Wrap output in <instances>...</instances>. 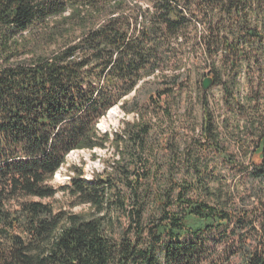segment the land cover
Instances as JSON below:
<instances>
[{"label":"trees","instance_id":"1","mask_svg":"<svg viewBox=\"0 0 264 264\" xmlns=\"http://www.w3.org/2000/svg\"><path fill=\"white\" fill-rule=\"evenodd\" d=\"M218 52L233 70L264 63V0H0V264H264V102L234 73L208 76L242 123L218 120L209 89L199 117L181 104L190 64ZM96 149L100 171L70 165L50 184ZM58 191L88 211L41 201Z\"/></svg>","mask_w":264,"mask_h":264},{"label":"rangeland","instance_id":"2","mask_svg":"<svg viewBox=\"0 0 264 264\" xmlns=\"http://www.w3.org/2000/svg\"><path fill=\"white\" fill-rule=\"evenodd\" d=\"M26 34V32L24 33ZM240 44L248 50L251 55L258 52V45L256 40L248 37H241ZM191 67V78L187 89L183 93L181 104L185 105L184 100H189L194 105L196 116H200L199 100L198 96L203 92L202 80L211 74H217L221 77L222 81L229 83L230 77L235 73L238 81L239 94L244 97H250L264 102V63L257 64H245L244 62L237 65V69L233 70L230 66V58L224 52H218L215 58L210 64L198 61L195 64H190ZM236 71V72H235ZM208 97L211 102L214 113L218 117V120L223 118H229L230 124H233L236 120L242 123V117L236 115L234 105H229L224 101V91L222 83L212 85L208 90ZM129 115L127 118H131ZM124 113L116 105L112 107L106 115H104L98 122L99 128L102 132L115 130L122 119ZM109 153L106 149L96 150H75L69 153L66 158V162L59 170L54 174L50 180V184L54 187H58L67 184L71 172L69 171L70 165H76L83 168L84 176L87 178L91 177L94 170L100 171L103 168V162L101 158L107 157ZM221 179L225 184V188H229L230 192H236L240 196H244L245 200L249 204L254 199H247L246 196L249 194V189L243 184V175L230 166H221ZM237 196V195H236ZM41 201L50 203L55 210H65L74 213L87 212V205H75L71 198L64 194L62 191H58L52 198H44ZM239 203H241L239 201ZM264 216V210H261V217ZM264 220V218H262ZM264 223V221H263ZM259 228V227H258ZM259 242L264 240V231L261 236L257 237Z\"/></svg>","mask_w":264,"mask_h":264},{"label":"water","instance_id":"3","mask_svg":"<svg viewBox=\"0 0 264 264\" xmlns=\"http://www.w3.org/2000/svg\"><path fill=\"white\" fill-rule=\"evenodd\" d=\"M213 84V80L211 76H207L202 80L201 86L204 91L208 90ZM133 94V92H132Z\"/></svg>","mask_w":264,"mask_h":264},{"label":"built area","instance_id":"4","mask_svg":"<svg viewBox=\"0 0 264 264\" xmlns=\"http://www.w3.org/2000/svg\"><path fill=\"white\" fill-rule=\"evenodd\" d=\"M98 126V128H99V124L97 125ZM100 129V128H99Z\"/></svg>","mask_w":264,"mask_h":264}]
</instances>
